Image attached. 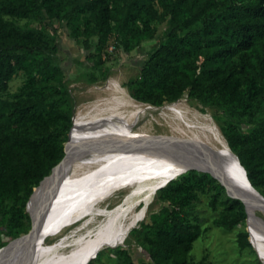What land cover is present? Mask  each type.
Masks as SVG:
<instances>
[{
    "label": "trees",
    "instance_id": "trees-1",
    "mask_svg": "<svg viewBox=\"0 0 264 264\" xmlns=\"http://www.w3.org/2000/svg\"><path fill=\"white\" fill-rule=\"evenodd\" d=\"M160 8L170 14V25L164 41L142 63L140 77L129 84L134 98L161 105L188 93L232 117L241 111L254 117L264 110V0H6L0 5V195L20 194L26 206L34 188L67 155L64 142L75 132L66 67L56 58L61 47L44 31L9 22L4 15L39 12L45 25L55 28L54 20L70 26L77 15L87 14L101 43L116 23L120 29L131 27L138 38L153 36L150 22L159 18ZM84 45V58L74 62L98 66L93 45L88 39ZM21 70L28 76L25 97L4 98ZM222 131L252 184L264 188V120L250 132L229 120ZM185 173L158 189L162 207L131 232L149 259L137 262L131 249L122 247L121 264H195L189 253L203 228L189 218V206L198 197L190 179L212 183L214 209L226 188L209 172ZM25 216L23 208L9 210L0 202V225L7 229L20 226ZM245 218L244 203L231 197L215 223L232 230ZM238 242L250 246L249 232L241 231Z\"/></svg>",
    "mask_w": 264,
    "mask_h": 264
},
{
    "label": "bare ground",
    "instance_id": "bare-ground-1",
    "mask_svg": "<svg viewBox=\"0 0 264 264\" xmlns=\"http://www.w3.org/2000/svg\"><path fill=\"white\" fill-rule=\"evenodd\" d=\"M104 91L107 97L77 113V130L65 161L32 196L43 201L45 209L41 234L33 246L34 264H89L102 249L126 244L132 230L147 218L158 186L186 172L166 153L226 167L246 184L236 152L210 112L189 109L183 101L157 107L137 100L116 79H110ZM147 117L174 121L173 134L135 130V124ZM124 187L128 193L120 205L112 209L103 205L115 188ZM256 192L255 213L264 212V195L257 188ZM74 219L82 221L54 242L44 243L47 229ZM248 223L252 242L264 258V227L254 217ZM16 238L0 249V264H10L20 243Z\"/></svg>",
    "mask_w": 264,
    "mask_h": 264
},
{
    "label": "rangeland",
    "instance_id": "rangeland-1",
    "mask_svg": "<svg viewBox=\"0 0 264 264\" xmlns=\"http://www.w3.org/2000/svg\"><path fill=\"white\" fill-rule=\"evenodd\" d=\"M4 1L6 0H0V5ZM70 6L69 4V7ZM213 11H215V9H213ZM4 18L9 22H14L27 29H40L51 37L52 44H59L61 49L60 52L56 54V58L66 67L65 73L67 75V80L65 89L66 95L70 98V103L68 105L69 107L72 105L74 109L73 119L79 111L86 109L87 106L93 104L94 101L108 96L104 88L110 79L121 81L122 85L129 89L130 92V82L140 77V67L142 63L149 56L151 51L164 41L167 28L170 25V14L165 8H160L159 18L152 19L150 22L151 28H155L153 36L138 38L131 27L120 29L119 25L116 23L114 25L115 29L111 35L105 41L99 43L100 36L95 30L92 19H90L87 14L77 15L73 19V24L70 26L61 24L58 20H54L53 25L55 28L46 26L39 12H35L28 17L6 14ZM86 39L93 45V59L99 63L98 66H91L93 62H86L90 65H82L74 62L77 58H84L83 51ZM111 45L115 46L113 50L110 49ZM92 76H96V81H92ZM27 79L28 76L26 72L22 70L19 71L11 79L9 89L3 94V97L8 99L24 98V85ZM177 101H183L185 106L190 107L189 109H197L201 113L210 112L209 114L218 123L221 130L223 124L227 123L229 120H233L239 125L242 131L250 132L260 124L261 120H264V110L257 113L254 117H250L249 113L246 111H241L236 116L232 117L225 113L223 109H219L213 105H206L199 99L189 96L188 93ZM170 103L172 102L166 100L161 105L155 106L162 107ZM66 107L68 108V106ZM153 121L156 123L155 127L152 126ZM163 123H167L169 127H163ZM172 124L175 125L174 121H162L159 118L147 117L138 121L134 129H144L159 134H173L170 131L173 128L171 126ZM74 130H77L75 121ZM189 134L195 136L193 131H189ZM73 137L74 134L71 133L70 139L68 138V140L64 142L65 148L67 145V155ZM96 148L99 149V147ZM67 155L60 163L65 161ZM59 164L53 167L51 173H54V170ZM51 173L50 175H52ZM183 173L186 174L185 172ZM180 175L181 174L178 176ZM200 178L201 177H194L190 179V183L195 185V191L198 197L193 200L188 211L190 212V220L192 222H199L203 228V233L194 241L193 247L189 253V259L195 264H264V258L252 242L250 233V246L242 248L238 242L239 233L249 230L247 218L242 220L232 230L215 223V219L221 216V212L230 204L231 197L234 196L226 189L223 190L218 200L217 208L214 209L211 205L214 192L211 188L212 183H206ZM40 185L34 188V193ZM125 189V187L120 190L115 188L110 194V197L104 198L102 201L103 205L110 206L111 209L120 205L128 193V190ZM257 189L260 192H264V188ZM0 202L4 203L9 210L14 207L23 208V212L26 215L22 219L20 226L7 229L6 226L0 225L1 249L10 240L28 232L32 226V219L28 212L27 205L25 206L23 204V198H21L20 194L18 196L0 195ZM163 203L164 201L160 197H157L156 193L155 200L149 206L150 214L154 211H158ZM149 212L148 215L150 216ZM257 215L264 218L263 211L258 212ZM149 216H147L146 219H150ZM81 221L82 220L74 219L57 223L44 232V243L54 242L60 236L70 231L73 225L75 227L80 224ZM140 226L141 223L138 227ZM122 247H129L137 262H140L142 258L149 259L147 253L142 249L139 239L130 235L126 244L102 249L104 251L101 253V257L95 259L97 255L94 258L95 260L93 262L91 261L92 263L90 262L89 264H121L118 249Z\"/></svg>",
    "mask_w": 264,
    "mask_h": 264
},
{
    "label": "water",
    "instance_id": "water-1",
    "mask_svg": "<svg viewBox=\"0 0 264 264\" xmlns=\"http://www.w3.org/2000/svg\"><path fill=\"white\" fill-rule=\"evenodd\" d=\"M74 121L75 118L73 119V125H74ZM70 133H69V138H70ZM65 152H67V145L65 148ZM234 154L238 160L239 165L242 167L244 171L246 184L241 183L237 179L236 174L232 170L226 167L201 161L194 156L180 154V153H166L165 155L173 159H176V161H178V163H180L183 166V169H185L186 171L190 169H197L200 171L209 172L213 177L217 178L225 186L226 190L232 196L239 198L244 203L247 212V221L250 217H254L264 227V218H262L261 216L257 215V213H255L256 204L254 202V197L257 194L256 187L250 181L247 174V170L244 167V165L241 163L239 156L237 155V153ZM168 181L169 180L158 186L157 189L165 186L168 183ZM33 194L34 192L31 194L30 199L27 203V209L32 219V226L28 232L16 238V239H20V243L15 253L12 255L13 257L11 258L12 260L10 261V264H27V263L34 264L35 259H34V255L32 254L33 246L36 240L39 238V235L41 234L43 223L45 221V216H44L45 209L42 205L43 201L41 202V200L32 199ZM153 199L154 198H152L149 201V203ZM11 243L12 241H10L8 245H10Z\"/></svg>",
    "mask_w": 264,
    "mask_h": 264
},
{
    "label": "built area",
    "instance_id": "built-area-1",
    "mask_svg": "<svg viewBox=\"0 0 264 264\" xmlns=\"http://www.w3.org/2000/svg\"><path fill=\"white\" fill-rule=\"evenodd\" d=\"M114 48H115V46L114 45H111L110 49L113 50Z\"/></svg>",
    "mask_w": 264,
    "mask_h": 264
}]
</instances>
